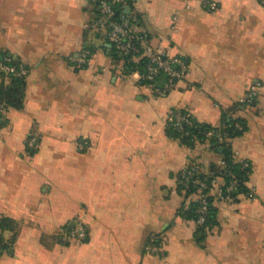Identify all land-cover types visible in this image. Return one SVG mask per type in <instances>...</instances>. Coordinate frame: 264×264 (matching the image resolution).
Segmentation results:
<instances>
[{"label":"crops","instance_id":"obj_1","mask_svg":"<svg viewBox=\"0 0 264 264\" xmlns=\"http://www.w3.org/2000/svg\"><path fill=\"white\" fill-rule=\"evenodd\" d=\"M127 7L135 32L165 39L189 62L165 96L90 30L89 0H0V51L29 70L22 107L0 104V264H264V0ZM256 82L255 104L240 106ZM9 83L0 78V89ZM173 110L213 126L225 114L247 124L231 148L251 166L255 198L214 199L202 236L180 213L193 197L177 179L191 161L208 169L224 158L209 142L169 137ZM77 221L85 241L70 235Z\"/></svg>","mask_w":264,"mask_h":264},{"label":"built area","instance_id":"obj_2","mask_svg":"<svg viewBox=\"0 0 264 264\" xmlns=\"http://www.w3.org/2000/svg\"><path fill=\"white\" fill-rule=\"evenodd\" d=\"M96 7V18L89 24L90 30L96 33L103 32L108 43L117 51L121 57L134 56L140 58L145 57L148 60L145 73H139L141 80L149 81L148 86L157 96L167 95L177 84L186 78L189 72V62L186 58L170 54L168 45L163 38H153L147 32L138 33L133 28V15L125 13L124 9L128 5V0H89ZM204 5L209 9H216L214 3L205 1ZM123 10V13H122ZM120 11V12H119ZM91 51L88 49L82 50L79 57L75 60L77 66H83L88 63L91 57ZM0 72L6 77L14 76L17 78L26 79L29 70L26 65L17 60L12 54L4 53L0 55ZM159 72H163L166 76V83L163 86H157L152 82L155 80ZM262 84L256 82L252 84L245 95L239 100V104L244 107H249L254 104L258 96ZM183 116L171 112L168 116L167 123H171L175 128L181 129L180 122ZM219 136V140H223ZM199 142L196 141L195 145ZM234 163H239L242 166H247L246 160L239 157L238 152L233 151ZM223 169L225 172L213 175L210 168L197 161H191L190 164L179 174L177 179L178 184L186 191L193 189L190 197L197 199L200 203L197 209V217L194 220L199 228L204 226L208 217L211 203L208 197L214 196V199L233 200V192L239 184L236 174L227 167L224 162ZM202 174L212 177L210 184ZM205 176V177H206ZM227 177V182L221 187L217 186L218 178ZM216 192V194H214ZM247 198L254 199L255 193L253 189H248L244 194ZM70 235L80 241L87 239V230L82 222H75V227L70 231Z\"/></svg>","mask_w":264,"mask_h":264},{"label":"trees","instance_id":"obj_3","mask_svg":"<svg viewBox=\"0 0 264 264\" xmlns=\"http://www.w3.org/2000/svg\"><path fill=\"white\" fill-rule=\"evenodd\" d=\"M120 12V11H119ZM123 13V10H122ZM111 54L114 58L123 60L125 62L126 70H136L139 73L146 72V66L148 64V60L145 57H137L129 56V57H121L117 51L111 46ZM91 52L93 49L91 48ZM6 52L0 51V55ZM6 77L2 72H0V78ZM10 83L7 86H2L0 89V104L5 107H14L21 108L23 105V90L25 86V80L22 78H17L14 76H9ZM142 85L148 86L149 81L141 80ZM157 86H163L166 83V76L163 72H159L156 76L155 80L152 82ZM256 102V101H255ZM254 102V104H255ZM253 104V105H254ZM252 105V106H253ZM240 106H243L240 104ZM172 112L180 114L183 116V119L180 122L181 129L175 128L171 123H167L166 132L169 137L178 138L187 146H195V142L199 143L209 142L211 148L220 154L223 155L224 162L232 169V171L236 174V177L239 180V184L233 192V197L237 198L240 194H245L248 192V187L246 186V182L248 181L249 175L251 173V166L248 163L247 166H242L239 163H234L233 153L231 148V141L236 137H240L244 134L247 128L246 121L243 118L235 117L233 115L225 114L222 117L221 123L218 126H213L210 124L199 122L193 116H191L187 111L183 110H173ZM219 136H222L224 139L219 140ZM224 167H216V165H212L210 167L212 176L218 175L221 169V173L225 172ZM202 178H205L206 182L210 184L212 177L206 176L202 174ZM206 176V177H205ZM179 178V176H178ZM227 180V177L224 178ZM178 188L181 192L186 195V198L190 197L193 189L188 191L184 190L179 184ZM234 198V199H235ZM209 202L211 203L209 210V217L204 226L198 228L197 234L203 235L205 228L210 225L214 219V208L212 203L214 201V196L208 197ZM199 201L197 199H192L188 207H183L180 210V213L192 220H195L197 217V209L199 208ZM2 240L0 235V250L2 248Z\"/></svg>","mask_w":264,"mask_h":264},{"label":"water","instance_id":"obj_4","mask_svg":"<svg viewBox=\"0 0 264 264\" xmlns=\"http://www.w3.org/2000/svg\"><path fill=\"white\" fill-rule=\"evenodd\" d=\"M126 11H130V8H129V7H127V8H126Z\"/></svg>","mask_w":264,"mask_h":264}]
</instances>
